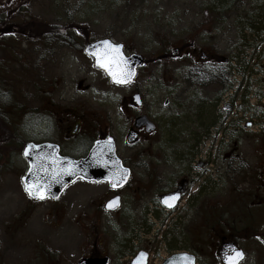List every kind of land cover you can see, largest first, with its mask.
Instances as JSON below:
<instances>
[{
  "label": "rangeland",
  "instance_id": "374dc122",
  "mask_svg": "<svg viewBox=\"0 0 264 264\" xmlns=\"http://www.w3.org/2000/svg\"><path fill=\"white\" fill-rule=\"evenodd\" d=\"M220 2L227 7H212ZM263 14L264 0H0V67L8 70L17 83L15 87L21 89L17 95L4 89L1 103L16 105L17 111L14 107L9 111L2 108V114L6 124H16L24 142L20 145L5 140L0 146V264H76L90 255L108 256L111 264H129L141 250L151 254L150 264H162L170 255L169 246L174 247L178 240L186 244L189 232L177 228L176 215L166 217L154 203L157 194L171 187L176 177L173 167L159 165L158 158L173 161L176 149L159 148L157 144L146 148L142 143L134 149L125 146L121 134L128 126L129 103L124 105L123 100H128L133 87L112 85L103 72L93 67L83 45L88 39L107 37L145 56L148 65L140 72L135 87L141 88L143 111L166 118L160 125V130L166 131L179 104L175 76L183 69L171 58L160 65L158 57L165 54L164 50L172 54L180 43L191 40L201 49L218 44V54L230 60V78L236 82L242 79L246 92L249 84L252 89L262 90L264 78L256 72L264 69ZM33 24L45 26L43 40H37L36 29L30 28ZM54 26L63 30H52ZM55 34L59 40L48 41ZM46 45L53 49L47 50ZM20 56H26L34 66L31 77L15 65ZM235 88L231 84L230 94ZM213 90L195 89L188 107L198 102L208 110L206 103L211 105ZM167 98L169 105L164 107ZM51 102L76 109L84 105L103 114L117 138V152L122 159L128 160L134 152H146L142 156L147 162L145 170H136L129 188L122 191L124 201L117 212L103 209L110 191L106 184L76 182L56 202L33 203L26 195L21 183L27 169L22 147L43 137L38 125L51 116ZM233 104L238 110L239 101ZM250 105L257 110L250 116L246 114L245 123H241L245 141L238 146L231 141L227 145L229 153L237 147L234 156L247 164L254 163V158H264V98L252 100ZM249 122L256 125L248 128ZM8 143L7 149L2 147ZM149 179L148 224L143 226L142 213L132 209L130 193L138 187L136 181L146 184ZM252 179L261 181L257 187L264 189V175ZM252 183L246 180L241 187L250 188ZM156 211L161 212L160 219ZM188 225L185 222L183 227Z\"/></svg>",
  "mask_w": 264,
  "mask_h": 264
},
{
  "label": "flooded vegetation",
  "instance_id": "af4514ba",
  "mask_svg": "<svg viewBox=\"0 0 264 264\" xmlns=\"http://www.w3.org/2000/svg\"><path fill=\"white\" fill-rule=\"evenodd\" d=\"M218 49V44L214 48L201 49L195 47L192 41L182 42L175 48V64L183 70L175 76L179 104L166 131L160 130V125L165 123L166 118L161 114L152 117L144 112L145 102L141 88L138 91L137 87L132 86L134 91L128 100H123L124 105L129 103V108L126 111L128 126L121 137L125 146L130 149L141 143L146 148H154L157 144L159 148L173 146L176 149L173 161L158 158L159 165L173 167L176 177L171 187L157 194L158 200L154 203L166 213V217L175 214L177 228L189 233L186 232V244L178 240L174 247L169 246L168 257L173 254H188L184 264H230L233 252L239 251L243 255L238 264H264V189L257 187L261 181L252 179L256 175L259 178L264 175V158H254V163L247 164L234 156L237 147L232 153L227 151L228 142H234L238 146L245 141V128L241 123H245L246 114L250 116L257 110L250 103L264 98V88L253 90L252 84H249L246 92L242 79L236 82L232 76L230 78V60L227 56L218 54ZM220 66H223L221 70ZM231 84L237 87L232 94ZM201 87L214 88L209 99L211 105L206 103L208 110L204 108V103L198 102L194 107H188L190 103L187 101L193 100L195 89ZM136 94L141 96L139 102L134 101ZM237 101L240 105L238 110L233 104ZM142 117H147L154 124L155 130L148 131L149 127L140 120ZM2 124L0 118V125ZM255 125L256 123L249 122L247 127ZM38 126L39 135L43 137L35 138V144L58 145L62 155L77 159L85 158L96 141L113 137L117 142L104 115L99 111L89 110L84 105L76 109L51 102V116ZM168 131L172 133L167 134ZM131 132L137 134V141L133 144L128 143ZM46 133H50L49 137L45 136ZM214 150L216 156L213 155ZM143 153L146 154L134 152L128 160L123 159L131 172L130 181L136 170H145L147 162L142 157ZM156 180L157 178L155 184ZM246 180L253 182L252 187H241ZM149 183L151 180L146 184L136 181L135 185L138 187L133 188L130 193L132 209L142 213L143 226L148 224ZM125 188L110 190L104 203L120 196L123 204L122 191ZM172 192L177 193L178 201L173 209L168 210L160 199ZM160 213L155 212L158 219L161 218ZM185 222L189 225L184 228ZM180 233L182 234L181 230Z\"/></svg>",
  "mask_w": 264,
  "mask_h": 264
},
{
  "label": "water",
  "instance_id": "95a60500",
  "mask_svg": "<svg viewBox=\"0 0 264 264\" xmlns=\"http://www.w3.org/2000/svg\"><path fill=\"white\" fill-rule=\"evenodd\" d=\"M109 41L111 45H119L117 50L104 44ZM85 52L93 59L94 67L106 73L113 83L127 85L134 81L138 67L142 66L143 58L140 55L132 54L126 56L123 52L122 44H115L109 39L96 41L87 46ZM131 72V77L127 82H117L118 79H124V74ZM135 101L139 102V96H135ZM169 100L165 101L167 106ZM143 125L150 127L148 131L155 127L146 117L141 118ZM24 158L28 162V169L21 181L27 195L34 200L51 199L59 200L64 191L77 180L95 183H107L111 189H121L127 185L130 179V169L124 166L119 158L116 149V143L112 138L97 141L88 152L85 158L72 159L63 157L59 153V147L51 143L36 145L32 142L26 144ZM113 184L116 186L113 187ZM30 189L31 193L29 192ZM118 204L108 207V201L105 205L107 211H116L120 206V197ZM168 201L166 204L164 201ZM178 201V195H165L161 197V202L167 208H173ZM171 205V206H169ZM141 254H144L143 256ZM187 254L173 255L165 261L164 264H184ZM148 254L144 251L139 252L131 264H147ZM108 257H88L83 258L76 264H109Z\"/></svg>",
  "mask_w": 264,
  "mask_h": 264
},
{
  "label": "trees",
  "instance_id": "16d2710c",
  "mask_svg": "<svg viewBox=\"0 0 264 264\" xmlns=\"http://www.w3.org/2000/svg\"><path fill=\"white\" fill-rule=\"evenodd\" d=\"M216 1H218V0H216ZM212 7L213 8H222L223 9V8L227 7V4H225L223 2H220V3L213 4ZM261 17L263 18L264 14L261 15ZM42 27H45V26H43L42 24L35 26L33 24L32 27H30L31 29H36V32L38 34V37H37L38 41L43 40ZM50 28L52 30H54V29L55 30H63L62 28H57L55 26L54 27H50ZM51 39L59 40V38H57L56 34L54 35V37H48V41H50ZM63 42H64V39L60 43H63ZM66 46H69V45H66ZM46 47H47V50H52L53 49V46H50V45H46ZM164 52H168V50H164ZM158 59H159V57H158ZM7 65L10 67V64L8 62H7ZM15 65L20 66L21 67V73H25L29 77H31L33 75V73H34V66L32 67V64L30 63L29 59L26 60V56L18 57V60L15 63ZM11 77H12V75H10V73L8 72V70L5 67H0V96L4 95V93H2V92H4V89L7 90L8 92L10 91V93H14L16 95H17L18 91L21 90V89H18V88L15 87L17 83H15V80L13 78H11ZM9 79H10V82L8 84V80ZM6 94H7L6 97H9L8 96L9 93H6ZM0 99H2V98H0ZM10 107H14L15 110L17 111L16 105L7 104V105L4 106L1 103V101H0V118L3 121V125L0 126V131L3 130V134H2V136H0V146H1V142L5 141V140H8V142L14 141V142H16L17 144H20V145L24 143V142H22L23 139H20L19 131H18L17 127H16V124H14V123L13 124H8V123L6 124V118H5V121L3 119L2 108H5V111H9ZM21 110H23V106L21 107ZM6 116H7V119H9L7 112H6ZM169 132L172 133V131H168L167 133H169ZM172 139H174V137ZM8 145H9V143L8 144H3L2 147L7 149Z\"/></svg>",
  "mask_w": 264,
  "mask_h": 264
},
{
  "label": "snow or ice",
  "instance_id": "6c2138e0",
  "mask_svg": "<svg viewBox=\"0 0 264 264\" xmlns=\"http://www.w3.org/2000/svg\"><path fill=\"white\" fill-rule=\"evenodd\" d=\"M104 44H105V45H108V46H110V47H114V48H116L117 50H118L119 47H120L119 45H111L109 41H104ZM131 74H132V73L129 71L128 73L124 74V76H125L124 79H118L117 82H120V83L127 82V79H129V78L131 77ZM115 186H116V185L113 184V187H115ZM26 190H29L30 194H32L30 189H26ZM118 199H119V198L117 197V198H115L114 201L109 202L108 207L111 208V207L115 206L116 204H118ZM164 202H165L166 204H168V201H167V200L164 201ZM169 206H171V205H169ZM141 255L143 256L144 254H141ZM242 255H243V253H241V252H239V251H234V252H233V256L230 258V264H238V260H239L240 257H242Z\"/></svg>",
  "mask_w": 264,
  "mask_h": 264
}]
</instances>
